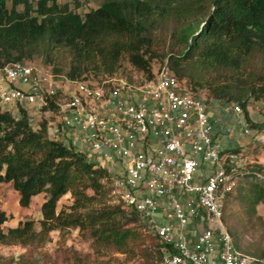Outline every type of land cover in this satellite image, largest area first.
<instances>
[{"label":"trees","instance_id":"1","mask_svg":"<svg viewBox=\"0 0 264 264\" xmlns=\"http://www.w3.org/2000/svg\"><path fill=\"white\" fill-rule=\"evenodd\" d=\"M171 1L104 0L82 17L55 0H12L10 9L0 0V66L40 58L54 75H63L64 63V76L90 83L89 75H114L123 60L150 79L152 62L167 58L177 79L205 89L213 102L240 105L251 128L264 132V114L254 122L247 111L251 103H264V0ZM14 109L0 107V183L12 185L22 208L44 195L38 232L32 220L4 231L7 217L0 212V245L31 247L14 264H37L34 253L49 233L66 229L90 238L97 256L124 254L116 264H158L168 247L140 231L145 226L135 211L109 204L108 170L68 136L50 138L45 120L35 129L26 110ZM47 111L57 108L50 103L41 109ZM239 187L251 210L264 203V181L253 177ZM67 194L72 203L57 213ZM13 260L0 258V264Z\"/></svg>","mask_w":264,"mask_h":264},{"label":"built area","instance_id":"2","mask_svg":"<svg viewBox=\"0 0 264 264\" xmlns=\"http://www.w3.org/2000/svg\"><path fill=\"white\" fill-rule=\"evenodd\" d=\"M50 103L63 137L80 138L88 158L108 170L110 198L168 247L158 264H264L237 250L222 222L239 182L264 181L246 170L241 151L219 142L233 127L249 136L238 104H210L166 66L142 84L108 78L96 85L25 62L0 66V107L36 113Z\"/></svg>","mask_w":264,"mask_h":264},{"label":"rangeland","instance_id":"3","mask_svg":"<svg viewBox=\"0 0 264 264\" xmlns=\"http://www.w3.org/2000/svg\"><path fill=\"white\" fill-rule=\"evenodd\" d=\"M37 0H29L31 4H35ZM59 6L67 4L69 9L75 13H78L82 17L85 13L97 9L100 7L104 0H55ZM186 0H173L171 3L174 5L180 2H185ZM12 5V0H5L6 8L10 9ZM17 11L21 12L23 10V1L17 6ZM174 26V20L170 19L167 22V29L170 30ZM168 59H155L151 64L152 77L158 72L161 67H168ZM25 63L37 70L44 73L51 72V66H46L42 63L40 58H34L30 61H25ZM63 75L67 69V66L63 63L61 65ZM169 69V67H168ZM170 70V69H169ZM146 74L133 68L127 60H123L121 68L112 76H99L95 77L89 75L87 81L90 84H99L108 78H120L128 82L144 83L149 81ZM183 83L190 87L191 90L207 100L210 104H215L208 97V93L205 89H198L192 87L187 80H183ZM18 87L26 90L27 87L23 84H18ZM223 104V102H219ZM240 106V105H239ZM14 107V106H11ZM241 107V106H240ZM8 107H1V110H5ZM12 110V108H10ZM28 115L31 116V124L33 127L37 128V125L41 121L45 120L48 126V136L53 134L55 131H59L60 125V114L47 111L42 113L41 111L36 112L31 108L26 110ZM248 115L251 121H261L264 114V103L254 102L248 105L247 108ZM241 115L244 117V111L242 109ZM250 125V122H248ZM35 128V129H36ZM61 137H54L58 140ZM248 144L245 146L235 148L240 149L243 156V166L246 170H256L257 167L264 169V132H257L255 129L251 128L249 137H246ZM242 140H245L242 138ZM257 168V169H256ZM240 172H243L239 168ZM261 172V171H260ZM264 172H262L263 174ZM241 185L244 182H239ZM239 187V186H238ZM44 201V195L40 194L36 196L31 205L28 208H22L18 204V194L12 188L10 183H0V212H4L7 217V222H5L1 228L7 231L8 228L16 227L19 223L26 220H32L34 222V230L38 232L40 230V220L41 213L40 207ZM72 203V198L70 194L63 196L57 204V213L69 206ZM109 204L118 205L116 199H110ZM127 209V208H126ZM130 210V209H127ZM224 228L233 237L234 247L248 255H253L255 257H262L264 254V203H260L255 207V210H251L247 202H243L242 191L239 188L231 195L224 208V216L222 218ZM140 231L146 235L150 232L145 228L141 227ZM148 236V235H146ZM31 247H23L18 244L6 246L0 245V258H5L6 260L14 259L12 264L16 263L20 256H26L30 254ZM37 258V264H116L124 260L125 255L115 252H103L102 256H97L92 247V240L87 236L82 235L77 229H66V230H53L49 233L48 240L44 245L39 247L34 253Z\"/></svg>","mask_w":264,"mask_h":264},{"label":"crops","instance_id":"4","mask_svg":"<svg viewBox=\"0 0 264 264\" xmlns=\"http://www.w3.org/2000/svg\"><path fill=\"white\" fill-rule=\"evenodd\" d=\"M213 103H215V102H213ZM215 105L218 106L219 103H217ZM254 122H257V121H254ZM60 126H61V123L58 126L59 130L61 129ZM261 133H263V132H261ZM60 136H61L62 139L64 138L62 133H60V131H58V130L55 131L53 134L49 135L50 138L51 137H60ZM69 137H70V139H71V141H72V143H73L75 148L85 152L86 154H89L90 148L87 145L83 144L80 138H77L74 135L73 136H69ZM244 139L245 140H242V137H238L236 128L233 127V130L230 133H224L222 136L219 137V142L222 144L224 149H228V148H232L233 146L234 147L235 146H245L246 144H248V142L246 141L247 140L246 138H244Z\"/></svg>","mask_w":264,"mask_h":264}]
</instances>
